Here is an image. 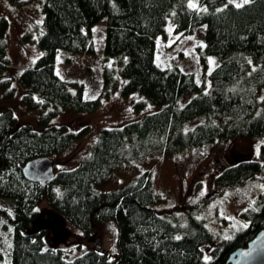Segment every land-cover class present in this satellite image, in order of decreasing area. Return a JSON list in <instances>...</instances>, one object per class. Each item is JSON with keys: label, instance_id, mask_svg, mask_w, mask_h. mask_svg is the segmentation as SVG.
<instances>
[{"label": "trees", "instance_id": "1", "mask_svg": "<svg viewBox=\"0 0 264 264\" xmlns=\"http://www.w3.org/2000/svg\"><path fill=\"white\" fill-rule=\"evenodd\" d=\"M40 9V28L21 36L23 41L35 38L40 53L19 71L18 80L28 88L22 96L27 104L51 108L39 115L40 128L15 123L8 107L0 110V198H10L13 204L12 215L0 213L11 230L6 264H224L232 249L264 226V191L241 211L245 224L229 236H219L198 215L201 198L153 208L161 196L152 189L148 171L116 188L99 191L93 185L114 164L150 152L178 151L231 136H264V94L256 93L264 84V0H198L195 7L185 0H40ZM101 19L102 55L109 59L101 71L102 90L137 92L155 109L121 126L100 128L88 153L76 165L54 171L46 184L26 180L20 173L26 160L57 154L80 136L81 130L47 124L48 116L67 106L91 111L98 105V96L72 89L55 72L54 61L58 50L92 54L91 30ZM167 21L180 34L202 26L199 62L205 69L208 56L216 59L208 87L177 65L155 62L156 40L164 38ZM6 26L0 16V73L7 63ZM7 85L8 78H1L0 88ZM32 92L41 97L33 98ZM187 93L193 94L179 102ZM212 170L216 190L256 176L264 182V144L257 158H219ZM43 200L85 234L113 221V251L99 248L96 238L72 256L59 246L43 249V233L30 227ZM205 244H210L208 258L202 255Z\"/></svg>", "mask_w": 264, "mask_h": 264}, {"label": "rangeland", "instance_id": "2", "mask_svg": "<svg viewBox=\"0 0 264 264\" xmlns=\"http://www.w3.org/2000/svg\"><path fill=\"white\" fill-rule=\"evenodd\" d=\"M195 7L198 0H185ZM241 3L244 0H231ZM40 0H0V16L7 20L4 31L7 63L4 65L1 78H8V85L0 88V110L11 109L17 124H29L40 128L38 117L51 105L30 106L22 99L28 88L20 84L18 73L22 68L32 65L40 53L36 39H21L28 29L40 28ZM104 22L99 20L91 30L93 53L72 54L58 50L55 55L54 70L72 89L80 87L87 97H99L96 108L91 111H76L71 106L59 108L47 118V124H62L71 130H81L80 136L68 147L54 155H49L53 171L76 165L90 150L97 132L102 127L121 126L141 117L155 109L153 104L143 100L137 92L122 95L119 87L105 92L102 90V68L109 64L103 58ZM35 31V32H36ZM35 36V35H34ZM203 42V28L198 27L193 33L180 34L173 29L170 21L165 26V35L156 40L155 62L159 66L177 65L182 71L192 73L194 79L209 86V69L216 63L213 56H208V66L203 69L197 53V47ZM9 90V91H8ZM257 97L264 94V84L256 91ZM187 93L179 99L191 96ZM33 98L41 97L32 92ZM141 101L140 106H135ZM264 144V136L245 137L231 136L219 138L211 143L187 146L178 151L161 150L150 152L128 162L114 164L107 174L93 185L95 190L104 191L116 188L142 171H148L152 189L160 194L161 199L151 206L157 210L167 209L174 205L183 206L189 200L201 198L202 208L198 212L206 225L219 236H229L245 224L241 211L252 204L254 196L264 191V182L256 176L244 183L223 189H215L211 182L214 160L225 158L236 161L245 158H257L258 147ZM13 214L10 198H0V213ZM31 229L43 233V249L59 246L69 256L76 255L91 246L97 239V246L107 251L114 249L115 224L113 221L99 223L90 234L83 233L74 224L53 211L41 201L37 218L31 221ZM67 233H75L69 237ZM10 227L0 217V264H6L10 248ZM93 235V238L92 236ZM210 244L203 245V257L208 258Z\"/></svg>", "mask_w": 264, "mask_h": 264}, {"label": "water", "instance_id": "3", "mask_svg": "<svg viewBox=\"0 0 264 264\" xmlns=\"http://www.w3.org/2000/svg\"><path fill=\"white\" fill-rule=\"evenodd\" d=\"M20 173L24 179L44 185L54 177L52 160L48 155L34 156L21 165ZM224 264H264V226L244 245L232 249Z\"/></svg>", "mask_w": 264, "mask_h": 264}, {"label": "snow or ice", "instance_id": "4", "mask_svg": "<svg viewBox=\"0 0 264 264\" xmlns=\"http://www.w3.org/2000/svg\"><path fill=\"white\" fill-rule=\"evenodd\" d=\"M239 6V5H238Z\"/></svg>", "mask_w": 264, "mask_h": 264}]
</instances>
